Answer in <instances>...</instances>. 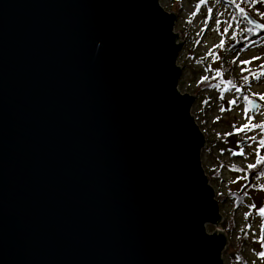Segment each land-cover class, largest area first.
Returning <instances> with one entry per match:
<instances>
[{
  "label": "water",
  "instance_id": "1",
  "mask_svg": "<svg viewBox=\"0 0 264 264\" xmlns=\"http://www.w3.org/2000/svg\"><path fill=\"white\" fill-rule=\"evenodd\" d=\"M176 21L159 0H0V264H223Z\"/></svg>",
  "mask_w": 264,
  "mask_h": 264
},
{
  "label": "rangeland",
  "instance_id": "2",
  "mask_svg": "<svg viewBox=\"0 0 264 264\" xmlns=\"http://www.w3.org/2000/svg\"><path fill=\"white\" fill-rule=\"evenodd\" d=\"M226 1L231 2V0ZM236 3H240V6L247 11L246 14L260 24H264V0H255L254 3L251 0L244 3L236 0ZM159 4L165 12L177 15L174 32L182 43L176 62V65L182 69L177 91L195 98L190 114L206 142L200 154L201 165L218 201L221 217L219 226H206L205 232L211 234L217 227L221 229V225L232 218L236 229L231 234L225 233L228 243L221 254L223 264L236 263L230 258L233 256L236 259L238 257L236 254L246 264H264V257L260 255L264 253V241L260 240V236L264 235L262 232L264 216L260 214V208L264 207V188L261 187L264 185V176L248 186L245 173L248 165H253L257 157L263 154L264 148L259 147L258 141L264 136L257 128L229 135L235 133L236 128L249 123V117L251 124L264 123V109L261 108V105L264 106V101L259 99L260 95H264V76H261L264 72V67H261L264 65V38L262 36L249 38L245 32L242 36V31L246 27L239 25L238 18L232 22L234 14L230 10V5L221 0L219 3L216 0H204L203 3L201 0H180V2L159 0ZM209 8L212 9L211 14L208 12ZM227 23H230L232 28L225 33L224 28ZM186 28H188L187 32ZM221 40L224 41V48H217ZM210 52L219 56V60L213 59V56L209 55ZM242 61H251V63L244 64L241 63ZM216 71L222 73V76L216 79L233 81L237 87L242 86L241 89H245L248 98L251 97L249 99L259 102L260 107L253 115L250 114L248 101L243 97L235 104L229 103L233 99L237 100V92L233 88L228 91L219 88L199 89L204 78L208 77L209 80L215 76ZM240 74L248 76L247 82L242 80L243 85L236 80ZM224 86L227 87L226 84ZM221 95L223 99H220ZM249 136H256L257 141L248 140ZM215 140L228 141L229 151L225 153L220 150L219 145L214 143ZM242 141L248 143L239 147L238 143ZM241 150L244 155H239ZM243 187H246L244 191L246 197L243 198V203L235 207V199L228 193H234ZM220 195L224 196L223 201L219 198ZM245 230L248 238L244 245L240 246L239 237Z\"/></svg>",
  "mask_w": 264,
  "mask_h": 264
},
{
  "label": "trees",
  "instance_id": "3",
  "mask_svg": "<svg viewBox=\"0 0 264 264\" xmlns=\"http://www.w3.org/2000/svg\"><path fill=\"white\" fill-rule=\"evenodd\" d=\"M221 1L222 2H225V3H227V4L230 5V10L239 19V25L241 27H246V29H251L252 30L251 32H245L246 36H248L249 38H252V37L254 38V37H257V36H262L264 38V30L263 31H255V29L249 27L247 25V23L244 21L243 16H240L238 14V12H236V8H235V4L234 3H231V2L228 3V1H226V0H221ZM179 2H180V0H179ZM178 8L180 9V4H179ZM245 12H247V11L245 10ZM234 21H235V19L232 18V22H234ZM188 24H189V22H188ZM187 30H188V28H186V32H187ZM186 32H185V34H186ZM255 33H257V34L255 35ZM238 44H236V46H238ZM227 69L228 68H225V70H227ZM244 76H246V75L240 74V76L238 78H236V80L240 84H242V85H243L242 80H243V77ZM218 78L217 79L216 78L215 79L210 78L209 80H203L200 83V85H199V89L200 90L201 89H204V88L205 89H210V90L211 89H214L213 87H211L212 84H219L220 85L219 89H221V90H224L225 89V86L224 85L226 84L227 85V88L228 89H231V86L229 84H227V81H229V80L224 81L223 79H218ZM244 95H246V91H245V89L242 88L240 92H237L236 93V99H237L236 101H239ZM249 98H251V97H249ZM261 108L264 109V106L261 105ZM261 134L264 136V133H261ZM214 143L219 145L218 147L220 148V150H222L224 152L225 151H229V147L227 146L228 141H226V142H220L218 140H215ZM225 153H227V152H225ZM260 157H264V152H263V154L261 156L257 157L255 163L253 164V165H255L254 168H249L248 167L245 170L246 177H247V184L246 185H248V186L251 185V184H253V181H255V180L259 179L260 177H262V176L259 175V173H260L261 169H264V164H258L257 163V160L260 159ZM235 169H238V168H235ZM245 188L246 187H243V189L238 190V191H236L234 193H228L229 196H231V197H233V199H235V207H238L241 203H243L242 200H243V198L246 197L245 196V193H244V191H246ZM219 198L223 201L224 196L223 195H220ZM221 226H222L221 229L225 233H229V234L233 233L235 231V229H236L235 228V223H234V221H233L232 218L230 220H228L226 223L222 224ZM247 238H248V236H247L246 230H245V231H243L241 233V236L239 237V245L240 246H243L244 245V242L247 241ZM236 256H238L236 259H234L233 256L230 257V258H233V260H235L234 262H236V263H234V264H239V263L246 264L245 261L243 259H241L238 254H236Z\"/></svg>",
  "mask_w": 264,
  "mask_h": 264
},
{
  "label": "snow or ice",
  "instance_id": "4",
  "mask_svg": "<svg viewBox=\"0 0 264 264\" xmlns=\"http://www.w3.org/2000/svg\"><path fill=\"white\" fill-rule=\"evenodd\" d=\"M203 2H204V0H201V3H203ZM216 2L219 3L220 0H216ZM231 2H232V3H235L236 9H237V11H238V14H239L240 16H245V18H246L245 9H244L243 7L240 6V3H236V0H231ZM244 2H248V0H241V3H244ZM251 2L254 3L255 0H251ZM211 11H212V9L209 8V9H208L209 14H211ZM194 14H195V13H194ZM221 15H222V14H221ZM232 18H233V19H237V16H236V15H233ZM247 22H248L249 24L254 23L253 20H248ZM217 23H219V20H217ZM258 27H260V28H264V24L258 25ZM229 28H232V25H231L230 23H227V24H226V27L224 28V32L227 33ZM217 30H218V29H217ZM251 31H252L251 29H244V30L242 31V36H243V32H251ZM216 47H217V48H224V41L221 40V41H220V44L217 45ZM209 55H210V56H213V59H215V60H219V56L214 55V54L211 53V52L209 53ZM254 59H260V57H254ZM235 62H236V61L234 60L233 63H235ZM241 63L248 64V63H251V61H242ZM209 67H211V66H209ZM261 67H264V65H262ZM242 71H246V69H242ZM219 76H222V73H221L220 71H216V74H215L214 77H212V79H215L216 77H219ZM261 76H264V72L261 73ZM256 78L259 79L260 77H256ZM204 79L207 80L208 77H205ZM243 79H244L245 82H247V81H248V76H244ZM227 84H229V85L231 86V88L235 89L236 92H240V91H241V87H242V86H241V87H237V85H236L233 81L229 80V81H227ZM211 87H213V88H219L220 85H219V84H212ZM228 90H229V89H228L227 87H225L224 91H228ZM223 98H224L223 95H221V96H220V99H223ZM243 99H244L245 101H248L249 104L252 103V101L249 100V98H248L247 95H244V96H243ZM259 99H260L261 101H264V95H260V96H259ZM229 103H231V104H235V103H236V100L233 99V100L229 101ZM256 107L259 109L260 105H256ZM221 111H224V109H221ZM250 125H251V126H250ZM233 127L235 128V126H233ZM253 128H257V129L260 130L261 133H264V123L251 124V118L249 117V123H245L242 127H240V128H236L235 133H229V135H231V134H239L240 132L251 131ZM247 139H248V140H251V141H257V137H256V136H249V137H247ZM258 145H259L260 148H264V138L259 139V141H258ZM233 154H235V153H233ZM257 154L259 155V153H257ZM239 155H244L243 150H241V152L239 153ZM257 163H258V164H264V157H260V159L257 160ZM248 167H249V168H254L255 165L250 164V165H248ZM236 170H238V171H244V169H236ZM259 175H260V176H264V169H261ZM245 178H246V177H245ZM261 187L264 188V185H262ZM260 214H261L262 216H264V207L260 208ZM262 232H264V228H262ZM260 240H261V241H264V235H261V236H260ZM260 255H261V257H264V253H261Z\"/></svg>",
  "mask_w": 264,
  "mask_h": 264
}]
</instances>
